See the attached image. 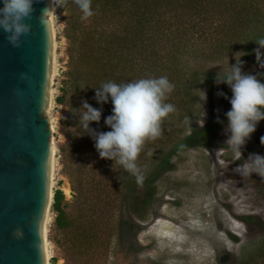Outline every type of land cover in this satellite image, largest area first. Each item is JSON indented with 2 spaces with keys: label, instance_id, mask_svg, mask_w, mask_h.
<instances>
[{
  "label": "trees",
  "instance_id": "trees-1",
  "mask_svg": "<svg viewBox=\"0 0 264 264\" xmlns=\"http://www.w3.org/2000/svg\"><path fill=\"white\" fill-rule=\"evenodd\" d=\"M62 4L68 70L55 101L63 110L66 144L60 150L74 202L69 203L62 190L54 192L50 240L63 252L65 264H100L114 237L123 244L127 240V249L134 250L140 228L136 220L144 221L156 197V183L172 168L174 157L192 147H208L228 123L225 114L231 108L217 122L193 127L196 95L192 79L198 70L190 68L189 73L181 56L200 55L215 62L239 51L251 54L264 39V0H91L94 14L88 18L75 0ZM171 9L175 11L174 21L167 23L171 27L161 28L166 25L161 21L165 11ZM229 24L234 36L224 31ZM204 25H216L217 33L211 35ZM195 33L192 44L188 35ZM161 76L174 85L165 103L174 105L175 111L164 119L162 135L145 142L137 159L144 181L137 184L135 176L121 165L100 158L94 139L78 126V110L85 101L102 108L99 124L90 127L97 133L110 131L104 121L112 114V103L98 104L95 89L109 81L120 84ZM257 78L264 83V69ZM229 90L225 84L227 100ZM186 124L192 129L188 135H184ZM236 264H264V239Z\"/></svg>",
  "mask_w": 264,
  "mask_h": 264
},
{
  "label": "rangeland",
  "instance_id": "rangeland-1",
  "mask_svg": "<svg viewBox=\"0 0 264 264\" xmlns=\"http://www.w3.org/2000/svg\"><path fill=\"white\" fill-rule=\"evenodd\" d=\"M62 1L57 0L59 7L54 8L53 14L57 63L53 81L54 104L50 112L54 121L52 143L56 149L53 193L62 190L66 200L73 204L71 184L60 150L66 144L61 124L63 110L55 101L68 70ZM165 12L166 17L161 21L166 25L161 28L171 27L167 23L174 21L175 11ZM204 26L209 28L211 35L218 31L216 25ZM224 26V31L229 30L228 34L234 36L230 24ZM197 35H188L193 38L192 44ZM258 48L249 55L239 51L215 62H208L200 55L181 56L188 71L190 68L198 70L197 78L192 79L196 95L194 128L217 122L231 108L232 92L229 90V100L219 96L218 93H224L225 84L217 80L218 75L220 79L227 75L229 66L235 65L236 60L241 59L244 73L259 76L262 69L256 59ZM202 55L205 54L202 52ZM202 92L206 94V100ZM201 120L203 127H200ZM226 128L227 123L215 133L208 147H192L174 157L172 168L162 173L156 183V197L144 221L136 220L140 228L134 238V250L127 249V240L123 244L114 237L110 251L103 255L100 264H236L242 255L259 245L264 239V177L256 173L242 175L234 169L244 164L249 154L264 156V144H261L264 121L258 124L242 150V158H237L233 147L226 143L230 135ZM190 133L192 129L186 124L184 135ZM72 167H76V162ZM54 218L50 207L46 234L49 264H53V259H57L55 264H65L63 252L50 240L54 234Z\"/></svg>",
  "mask_w": 264,
  "mask_h": 264
},
{
  "label": "water",
  "instance_id": "water-1",
  "mask_svg": "<svg viewBox=\"0 0 264 264\" xmlns=\"http://www.w3.org/2000/svg\"><path fill=\"white\" fill-rule=\"evenodd\" d=\"M33 7L19 47L0 31V264H47L53 32L51 15L47 26L41 22L49 0Z\"/></svg>",
  "mask_w": 264,
  "mask_h": 264
},
{
  "label": "clouds",
  "instance_id": "clouds-1",
  "mask_svg": "<svg viewBox=\"0 0 264 264\" xmlns=\"http://www.w3.org/2000/svg\"><path fill=\"white\" fill-rule=\"evenodd\" d=\"M40 0H0V31L6 34L8 42L13 47L20 46V38L29 34L30 25L25 23L35 11L33 5ZM76 6L84 18L94 13L91 0H75ZM59 7L57 0H49V7L41 13V22L47 26L46 17L54 14V8ZM256 59L259 67L264 69V39L258 43ZM241 59L229 66L227 75L218 83L226 84L232 97L229 100L231 109L225 114L227 119L226 132L230 133L227 142L237 158H242V150L255 133L258 124L264 121V83L252 74L242 71ZM172 85L167 77L141 78L132 82H105L95 89V99L100 105L111 101L112 114L105 118L107 132L97 133L90 127L92 123L99 124L102 108L92 107L87 101L78 110L79 127L85 135L95 141V148L101 159L112 160L121 165L136 178L137 184H142L144 174L137 164L138 156L147 140H154L162 135L163 121L175 111L174 105L165 103L172 92ZM204 100H206V94ZM225 96L224 93H218ZM227 99V97L225 96ZM205 113V112H204ZM205 116V115H204ZM203 127V120L200 122ZM264 144V137L261 138ZM246 162L238 165L234 171L242 175L256 173L264 177V156L249 154Z\"/></svg>",
  "mask_w": 264,
  "mask_h": 264
},
{
  "label": "bare ground",
  "instance_id": "bare-ground-1",
  "mask_svg": "<svg viewBox=\"0 0 264 264\" xmlns=\"http://www.w3.org/2000/svg\"><path fill=\"white\" fill-rule=\"evenodd\" d=\"M51 27L53 32V71H52V83H51V96H50V110H49V118H50V124H51V132L54 130V121L50 114L51 109L53 108V101H54V95L55 90L53 87V81L57 73V63H56V41H55V30H54V21H53V14H51ZM55 153L56 149L52 143L51 146V184H50V193H49V199L51 198V204H52V195H53V180H54V170H55ZM49 203V202H48ZM50 221V208L46 209L45 213V220L43 224V236H44V249H45V255H46V262L49 264L50 259V252H49V243L47 241V225Z\"/></svg>",
  "mask_w": 264,
  "mask_h": 264
}]
</instances>
